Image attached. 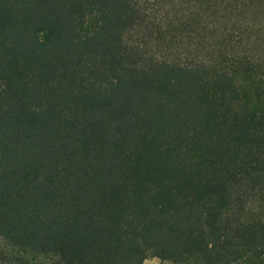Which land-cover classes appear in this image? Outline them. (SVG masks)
<instances>
[{
    "label": "trees",
    "instance_id": "1",
    "mask_svg": "<svg viewBox=\"0 0 264 264\" xmlns=\"http://www.w3.org/2000/svg\"><path fill=\"white\" fill-rule=\"evenodd\" d=\"M264 264V0H0V264Z\"/></svg>",
    "mask_w": 264,
    "mask_h": 264
},
{
    "label": "rangeland",
    "instance_id": "2",
    "mask_svg": "<svg viewBox=\"0 0 264 264\" xmlns=\"http://www.w3.org/2000/svg\"><path fill=\"white\" fill-rule=\"evenodd\" d=\"M145 264H166V263H162L156 258H151V259L146 260Z\"/></svg>",
    "mask_w": 264,
    "mask_h": 264
}]
</instances>
